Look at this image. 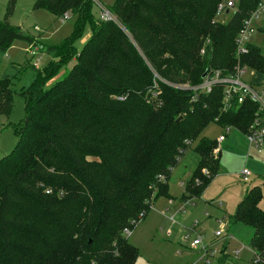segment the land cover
Returning <instances> with one entry per match:
<instances>
[{"label": "trees", "instance_id": "obj_1", "mask_svg": "<svg viewBox=\"0 0 264 264\" xmlns=\"http://www.w3.org/2000/svg\"><path fill=\"white\" fill-rule=\"evenodd\" d=\"M223 1L116 0L111 11L122 25L94 20L90 0L35 1L78 20L60 44L40 47L51 58L43 70L12 63L0 77V114L16 93L25 101V118L14 126L18 142L0 159V264H135L139 251L124 230L169 196L171 172L190 149L198 160L183 199L202 195L220 171L221 152L200 133L215 122L246 135L258 106L235 98L224 109L222 85L193 100L194 91L168 83L198 85L208 71L227 74L238 61L253 68V86L264 85L261 48L248 43L236 56L237 36L261 0H234L232 17L213 22ZM86 22L91 35L78 53L74 42ZM15 40L32 43L21 27L0 21V66ZM182 43H204V54ZM72 59L70 72L46 87ZM155 73L163 79L156 96ZM262 200L261 187L251 185L228 216L231 225L253 229L249 246L259 260L251 264H264Z\"/></svg>", "mask_w": 264, "mask_h": 264}, {"label": "rangeland", "instance_id": "obj_2", "mask_svg": "<svg viewBox=\"0 0 264 264\" xmlns=\"http://www.w3.org/2000/svg\"><path fill=\"white\" fill-rule=\"evenodd\" d=\"M35 1L0 0V21L8 20L11 24L21 27L23 32L32 38L30 44L23 40H15L12 43L2 57L0 77L12 63L32 65L37 61L38 65H33L43 70L51 58L45 55L40 47L43 44L58 45L74 30L78 20L77 15L69 13V18L61 21V16L45 8L35 7ZM99 2L107 10H113L116 0H99ZM91 11L93 19L99 21L101 12L97 3L92 4ZM232 14L233 11L224 15L222 19L216 16L213 22L218 21L223 24L232 17ZM116 21L122 25L119 16ZM251 26L253 29L249 42L261 48L264 53V14L258 20H252ZM91 27L90 22H86L82 34L76 38L74 45L78 53L89 40ZM130 39L140 52L142 59L147 62L148 59L140 44L131 35ZM157 43L160 45V42ZM31 45L36 49L37 56L30 54ZM183 45L187 51L195 53L200 50V53L204 54V43L200 49L199 44ZM75 62V59H72L61 66L58 73L45 86L50 87L70 72ZM239 63L237 61L236 65ZM245 66L247 71L244 74V80L249 84L253 79L254 70L249 65ZM24 118L25 101L19 93H16L11 110L0 114V159L16 146L18 135L14 126H17ZM200 136L211 140H217L220 136L224 137V140L219 143L221 152L219 173L202 195L192 199H183L188 181L182 178V169L186 167L185 165L188 168H194L198 160L197 155L191 149L184 155L183 161L175 165L172 170L169 180V196H159L153 200L146 216L131 231L132 235H127L129 242L139 251L140 256L135 264H197L205 252L204 249L185 250L180 244L183 243V236L188 231L191 236L194 234L191 228L195 220L199 222L196 230L202 235L203 247H212L207 251L208 262L206 264H249L252 260H259L258 255L253 256L248 250L236 252L241 247V242L250 245L252 237L250 231L253 229L242 224L236 227L231 225L228 216L234 214L238 202L251 185L261 187L264 199V150L250 148L248 138L239 129L223 128L215 122L208 123ZM195 144L196 142L193 143ZM243 169L250 171L247 179H244L241 174ZM203 173H207V170L203 169ZM261 207L264 208V200L261 202ZM217 230L224 231L222 237H216ZM224 257L225 260H222Z\"/></svg>", "mask_w": 264, "mask_h": 264}, {"label": "built area", "instance_id": "obj_3", "mask_svg": "<svg viewBox=\"0 0 264 264\" xmlns=\"http://www.w3.org/2000/svg\"><path fill=\"white\" fill-rule=\"evenodd\" d=\"M93 3H97L100 7V20L103 21H115L117 16L107 8H105L99 0H90ZM234 0L223 1L218 4L216 16L222 19V17L226 14L232 12L235 7ZM70 11L65 12L61 16V21H64L69 18ZM264 14V0H261L258 3L256 9L251 13L249 18L245 20L240 33L237 36L236 44H237V53L236 56L238 59L242 57L243 54L248 52V43L251 33H252V20L260 18V16ZM38 29V28H36ZM32 46V45H31ZM29 51L33 56H37V51L33 46ZM204 52V50H203ZM33 64L38 65V62H34ZM247 71V67L245 65L238 64L233 72L224 74L221 70H210L205 75L203 81L198 85H191L190 83H168L177 88L192 90L195 92L194 98L198 96V93H210L216 85H222L224 87V109H227L229 103L232 99H237L238 103H243L246 99L252 100L258 106V111L255 114L253 124L249 127V132L245 135L248 138L249 147L257 150H264V85L262 86H253L251 83H246L244 80V74ZM158 80H163L157 73H155V83L154 88L151 90L153 95H157L158 91ZM166 82V81H164ZM224 140L223 136H220L217 139L218 147L214 149L215 154L219 153L220 147L219 143ZM244 179H247L250 176V171L248 169H243L241 172ZM139 222V221H138ZM137 221L134 223V226L138 223ZM195 225L198 224V221L194 222ZM134 229V228H133ZM131 228H126L124 230L125 235H130L132 232ZM224 233L223 230H217L215 232L216 236H221ZM185 242L188 243L190 248H199L201 250L204 249V254L201 256L197 264H206L208 262L207 251L211 248L203 247L202 235L197 234L194 238L191 237L190 234L184 236ZM250 249V246H249ZM241 250H237L239 253ZM256 260H254L255 262ZM258 261V259H257Z\"/></svg>", "mask_w": 264, "mask_h": 264}, {"label": "crops", "instance_id": "obj_4", "mask_svg": "<svg viewBox=\"0 0 264 264\" xmlns=\"http://www.w3.org/2000/svg\"><path fill=\"white\" fill-rule=\"evenodd\" d=\"M185 156L183 155V157H181V159H180V161H179V163L181 162V161H183L182 159L184 158ZM178 163V164H179ZM186 167H183V169H182V172H181V175H182V178L183 179H185L186 181L189 179V177H190V175H191V173H192V171H193V169L194 168H188L187 167V165H185ZM174 169V168H173ZM172 173V172H171ZM229 219V218H228ZM195 221H197V220H195ZM221 223H223V222H221ZM198 224H199V222H198ZM237 225H239V224H236V226ZM233 226H235V225H233ZM235 226V227H236ZM198 227H197V225H195L194 223H193V225H192V228H191V230H192V232H194V234L191 236V237H195L197 234H200L199 232H198V230H196ZM133 233V232H132ZM132 233H131V235H132ZM250 233H251V236L253 235V231H250ZM187 234H190L189 233V231H188V233H186L185 235H187ZM184 235V236H185ZM184 236H183V238H184ZM223 236V234L221 235V236H216V237H222ZM252 238V237H251ZM181 244V246L183 247V249H185V250H191V251H193V250H199V248H190L189 247V245H188V243L187 242H185V240L183 239V243L181 242L180 243ZM208 248H212V247H208ZM238 250H248V251H250L252 254H253V256L255 255V253L251 250V249H249V245H246V244H244L243 242H241V247L238 249ZM241 252V251H240ZM239 252V253H240ZM254 258V257H253ZM253 261V260H252ZM251 261V262H252ZM251 262L249 263V264H251Z\"/></svg>", "mask_w": 264, "mask_h": 264}, {"label": "water", "instance_id": "obj_5", "mask_svg": "<svg viewBox=\"0 0 264 264\" xmlns=\"http://www.w3.org/2000/svg\"><path fill=\"white\" fill-rule=\"evenodd\" d=\"M179 120H180V118L178 119V121H179ZM178 121H177V122H178Z\"/></svg>", "mask_w": 264, "mask_h": 264}]
</instances>
